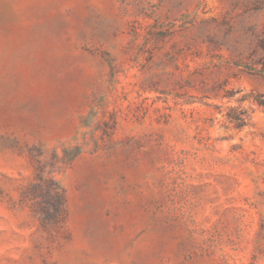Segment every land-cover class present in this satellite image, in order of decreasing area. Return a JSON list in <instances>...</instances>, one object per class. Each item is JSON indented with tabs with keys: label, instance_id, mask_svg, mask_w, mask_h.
Wrapping results in <instances>:
<instances>
[{
	"label": "rangeland",
	"instance_id": "1",
	"mask_svg": "<svg viewBox=\"0 0 264 264\" xmlns=\"http://www.w3.org/2000/svg\"><path fill=\"white\" fill-rule=\"evenodd\" d=\"M258 99L264 0H0V264H264Z\"/></svg>",
	"mask_w": 264,
	"mask_h": 264
},
{
	"label": "trees",
	"instance_id": "2",
	"mask_svg": "<svg viewBox=\"0 0 264 264\" xmlns=\"http://www.w3.org/2000/svg\"><path fill=\"white\" fill-rule=\"evenodd\" d=\"M258 98H259V97H258ZM258 104H259L260 106L264 107V101H262L261 99H258ZM236 120H237V118H236ZM238 120H240V119H238Z\"/></svg>",
	"mask_w": 264,
	"mask_h": 264
}]
</instances>
